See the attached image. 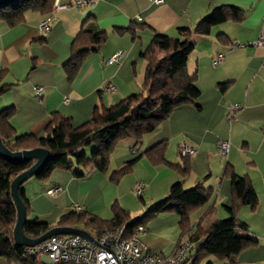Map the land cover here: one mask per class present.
Listing matches in <instances>:
<instances>
[{
	"label": "crops",
	"instance_id": "1",
	"mask_svg": "<svg viewBox=\"0 0 264 264\" xmlns=\"http://www.w3.org/2000/svg\"><path fill=\"white\" fill-rule=\"evenodd\" d=\"M57 1L60 5L72 2ZM219 6L239 8L243 19L227 21L212 27L207 35L194 36L195 49L188 69L197 74L200 97L175 109L140 143H118L106 173L92 170L77 179L70 171L58 169L48 180H27L21 189L31 211L37 203L47 200L62 215L74 211L78 204L84 212L110 220L113 206L118 205L137 218L150 205L165 200L171 187L181 182L185 189L201 185L212 191L211 201L192 214L194 232L196 223L207 228L212 222L229 217L225 207L232 202L231 180L224 172L230 165L239 178L250 179L256 192V206L241 207L237 219L248 226L257 244L231 261L209 257L203 264H264V44H258L262 38L264 41V0H164L162 4L150 0H94L93 6H68L58 11L53 8L48 16L28 12L26 21L14 27L0 22V87H7L0 93V111L14 110L11 124L17 136H43L56 113L80 126L90 120L96 108L112 107L140 93L146 69L142 53L156 34L178 38L180 28L194 30ZM47 17L52 19L51 30L40 33L38 25ZM131 26L135 39L126 30ZM82 29L106 31L107 42L86 58L78 75L70 81L64 65ZM118 51L125 52L120 64L107 63ZM218 55L223 60L215 66ZM105 81L115 86L114 93H102ZM224 84L228 87L222 91ZM36 88L42 89L41 96L36 95ZM230 105L243 107L231 123ZM220 141L230 142L227 157L218 151ZM163 142L164 157L174 165L183 162L179 150L182 142L196 151L188 157V176L182 177L170 165L145 155ZM130 163L125 172L128 175L113 180L112 175ZM140 183L144 189L138 200L143 205L133 192ZM56 186L63 192L50 197L47 191ZM180 221L178 214L152 220L145 227L142 243L153 254L171 256L182 239H189L181 237ZM196 250L193 244L192 256Z\"/></svg>",
	"mask_w": 264,
	"mask_h": 264
},
{
	"label": "trees",
	"instance_id": "2",
	"mask_svg": "<svg viewBox=\"0 0 264 264\" xmlns=\"http://www.w3.org/2000/svg\"><path fill=\"white\" fill-rule=\"evenodd\" d=\"M57 0H20L9 5L0 6V22L14 27L26 21L28 12L50 15ZM242 11L233 6H219L201 20L194 30L180 28L178 38L156 34L149 46L142 53L146 69L142 90L128 96L112 107L96 108L90 120L80 126H74L71 119L61 114H54L41 137L33 135L17 136L11 124L14 110L0 111V138L2 144L11 152L44 148L50 152L45 165L37 172L35 178L48 180L54 171L64 169L72 172L74 178L85 177L86 172L96 170L106 173L112 152L118 143L142 139L154 131L178 107L194 103L201 95L197 86V74L188 69L189 57L195 49L194 36L209 34L212 27L227 21H241ZM126 30L136 38L134 27ZM107 42V32H91L82 29L76 36L71 55L64 69L70 81L78 75L86 58L96 53ZM1 81V79H0ZM228 84L221 86L224 91ZM7 87H0L2 93ZM90 147V156L84 148ZM166 143H160L148 150L145 155L159 162L170 165L182 177L190 172L189 158H183L181 164H171L165 159ZM33 165L32 161H12L0 155V258L13 264H33L35 256L28 254L26 248L17 247L13 240V229L17 211L11 194V183L20 173ZM132 163L115 172L113 180L125 174ZM224 176L231 180L232 202L225 209L227 219L216 220L207 228L197 224L191 229L192 214L212 199V191L197 185L185 189L181 182L174 184L168 197L150 205L145 214L132 218L129 211L114 205L113 217L103 220L87 212L75 211L61 216L55 226L40 221L26 222L25 234L38 238L57 228L82 229L90 234L100 236L104 230L123 228L126 237H131L139 226L146 227L152 220L167 214L181 217V237L187 236L197 248L193 264H203L209 257L231 261L243 250L257 244L249 234L248 226L237 219L238 210L243 206L255 207L257 195L248 177L239 178L233 167L228 165ZM118 177V178H117ZM20 196L25 203L27 216L31 213L29 200L21 189ZM72 235V234H71ZM212 264V263H207Z\"/></svg>",
	"mask_w": 264,
	"mask_h": 264
},
{
	"label": "built area",
	"instance_id": "3",
	"mask_svg": "<svg viewBox=\"0 0 264 264\" xmlns=\"http://www.w3.org/2000/svg\"><path fill=\"white\" fill-rule=\"evenodd\" d=\"M150 1L155 4L164 2V0ZM72 2L67 5H60L56 1L54 11L68 6L81 8L94 5V0H72ZM51 20L50 17H47L41 21L38 25V31L40 33H48L51 30ZM258 44H264L263 38ZM124 56V51H118L107 63L120 64ZM222 60L223 56L218 55L214 59V65H219ZM101 91L105 94L114 93L115 86L111 82L105 81ZM35 93L41 96L42 89L36 88ZM228 110V121L231 123L243 110V107L230 105ZM179 150L184 158L192 157L196 153L186 142L180 144ZM218 151L222 156L227 157L230 151V142L220 141ZM143 189L144 184L140 183L135 190V194L140 198L142 197ZM62 192L63 189L56 186L47 191V194L50 197H55ZM73 208L77 213L84 211V208L78 204H75ZM145 232L146 228L139 226L131 237H126L123 228L117 230L105 229L100 236L91 234L95 239L94 241L79 235H56L36 247L26 248V251L28 254L35 256L33 264H190L193 259L191 255L193 243L189 239H182L175 252L171 256L166 257L153 254L145 247L141 241V237L145 235Z\"/></svg>",
	"mask_w": 264,
	"mask_h": 264
},
{
	"label": "water",
	"instance_id": "4",
	"mask_svg": "<svg viewBox=\"0 0 264 264\" xmlns=\"http://www.w3.org/2000/svg\"><path fill=\"white\" fill-rule=\"evenodd\" d=\"M20 0H0V6L9 5ZM0 155L12 161H32L33 165L26 171L17 175L11 183V194L17 211V219L13 229V240L17 247L33 248L56 235H79L91 241L93 236L82 229L57 228L48 231L38 238H30L24 232L27 222V210L20 196L22 185L29 179L35 177L37 172L47 162L50 152L44 148H35L18 152H11L3 144L0 138Z\"/></svg>",
	"mask_w": 264,
	"mask_h": 264
},
{
	"label": "rangeland",
	"instance_id": "5",
	"mask_svg": "<svg viewBox=\"0 0 264 264\" xmlns=\"http://www.w3.org/2000/svg\"><path fill=\"white\" fill-rule=\"evenodd\" d=\"M84 152H86V154L88 156H90V153L92 151L86 147V148H84ZM71 175H72V172H71ZM125 175H128V173ZM136 189H137V187L133 190L134 194H135ZM41 195L46 197V199L50 200V198L45 193H42ZM135 198L140 205H143L141 200L140 201L138 200L139 197L136 194H135ZM60 212H62V211H60L59 208H54L52 203H49L47 200H42L36 204L34 212L32 211V213H29V215L27 216V221L28 222L40 221L42 223H47V224L53 226V225L57 224L58 221L60 220V218L62 216V213L59 214ZM195 249H196V247H195ZM0 264H13V263H9V261L5 258H0Z\"/></svg>",
	"mask_w": 264,
	"mask_h": 264
}]
</instances>
